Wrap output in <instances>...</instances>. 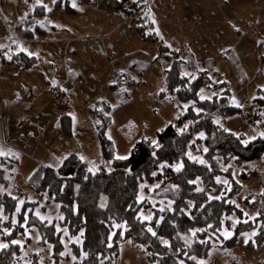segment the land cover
<instances>
[{"label": "rangeland", "instance_id": "1", "mask_svg": "<svg viewBox=\"0 0 264 264\" xmlns=\"http://www.w3.org/2000/svg\"><path fill=\"white\" fill-rule=\"evenodd\" d=\"M149 1L0 0V17L10 32L17 31L22 38L27 26L34 32V37L29 39L36 41H15L22 51L38 58L25 77L35 87L37 98L32 104L44 105L51 96L54 101L61 81L71 87L61 90L59 97L66 104L59 106V110L72 117L73 136L63 132L58 136L53 134L34 152L31 150L33 153L19 155L21 162L8 188L9 194L18 199L19 210L25 205V212L22 229L10 242L0 232V248L10 243L19 245L17 261H28L34 253L40 254L41 264H73L76 260L69 245L81 244L82 235H71L63 225L60 203L35 193L27 180L41 163L58 167L60 163L56 161L74 150L88 160L92 170L99 168L103 159L98 157L101 149L96 122L100 112L105 114L103 102L111 106V123L106 134L113 141L116 157H128L139 140L155 141L158 131L176 123L183 114L185 107L167 87L165 71L173 63V58L167 55L178 54L193 63L195 70L210 71V79L201 89L202 98L214 95L213 84L228 82L230 102L242 110L225 115L223 121L220 119L224 128L243 135L245 141L264 136V114L256 113L260 101H264V4L237 0L238 17L222 13L187 19L175 26H166V21L174 20L173 17L160 19V25L151 20L157 30L153 37L150 29L141 32L139 27L145 22L134 21L129 10L130 4H145L146 9ZM123 2L126 7L122 6ZM68 7L73 10L69 11ZM38 26L44 34L37 31ZM228 49L234 61L223 56ZM66 59L82 76L77 86L68 76ZM41 71L45 79L37 73ZM45 80L51 84L50 88L42 87ZM29 156L35 159L30 160ZM192 158L202 161L199 151ZM217 178L207 191L208 197L229 195L236 208L224 216L211 253L201 263L264 264V158L241 164L232 162ZM198 184L201 187L199 181ZM145 197L155 204L151 193L142 194L139 200ZM164 206L165 203L161 207ZM153 208H142L141 219L152 218ZM34 219L53 223L62 233L66 245L63 258L53 256L52 245L43 239ZM243 224L250 227L242 228ZM119 242L120 259L112 264H150L145 253L125 238L124 229Z\"/></svg>", "mask_w": 264, "mask_h": 264}, {"label": "trees", "instance_id": "2", "mask_svg": "<svg viewBox=\"0 0 264 264\" xmlns=\"http://www.w3.org/2000/svg\"><path fill=\"white\" fill-rule=\"evenodd\" d=\"M68 10L73 9L68 7ZM134 19L131 20L145 22L139 27L142 33L150 29L156 37L147 9L142 17ZM36 29L42 30L40 26ZM25 34L28 38L34 37L29 26ZM2 51L0 64L7 60L27 68L37 61V57L23 51L1 55ZM223 55L234 61L230 49ZM167 57L173 58L171 68L165 71L167 87L185 107L176 123L158 131L155 141H137L130 155L119 159L115 156L113 141L106 134L111 123V106L103 102L105 114L100 112V121L97 119L96 123L103 159L99 168L92 170L79 154L71 153L58 167L39 165L27 180L35 193L60 203L63 225L69 233L82 235L81 244L69 245L76 257L73 264L117 262L123 229L125 238L145 253L150 264H202L211 253L224 216L236 208L229 201V195L210 199L208 189L232 162L241 164L264 158V136L245 141L243 135L228 131L219 122L225 115L242 110L231 104L228 82L213 84L214 95L202 98L201 89L209 81L210 71L195 70L193 63L177 54ZM256 110L264 114L263 100ZM58 125L66 136L73 135L70 115H63ZM197 151L203 163L192 158ZM18 165V155L0 154V232L8 242L22 229L25 212V205L19 210L18 199L8 192ZM147 193L156 199L155 204L150 198L139 200ZM161 202L165 203L164 207ZM152 207L153 217L141 219L140 210ZM33 222L38 223L43 239L52 245L53 256L63 258L66 245L55 224L37 219ZM248 227L249 224L242 226ZM19 252V245L11 243L0 248V263L41 264L38 253L32 254L28 261H17Z\"/></svg>", "mask_w": 264, "mask_h": 264}, {"label": "crops", "instance_id": "3", "mask_svg": "<svg viewBox=\"0 0 264 264\" xmlns=\"http://www.w3.org/2000/svg\"><path fill=\"white\" fill-rule=\"evenodd\" d=\"M83 1L92 2V0ZM249 1H251L253 5L264 4V0ZM149 2L146 7L149 13V19L151 17L150 20L154 21L156 25H160V19L162 18L168 19L169 17H173L174 20L166 21V26H175L176 24L185 22L187 19H196L222 13L223 15L228 14L231 17H238L239 14H237V12H240L235 7L237 0H150ZM122 6L126 7L127 4L123 2ZM242 11L244 12L245 9ZM178 17L181 19L176 20L175 18ZM155 23L153 24V30L157 31ZM9 30L10 28L6 27L0 17V41L5 42H0V49L3 50L1 55H9L13 51H22V49L19 48V44L15 42L19 39L23 41H36V39H29L25 31L24 38H22L19 32H10ZM37 31L40 34L45 33L42 30ZM40 41L42 42L43 38L39 39V42ZM66 67L69 78L73 80L71 82H73L75 86L79 85L82 76L75 71L73 63L69 59H66ZM29 68L31 67L23 68L16 63L7 62V60H4V62L0 64V154L4 156L12 154L18 155L19 165L21 162V154L31 150L34 152L35 149L41 146L46 138L53 134L55 136H58L60 132L62 134L63 131L59 127L58 121L66 113L63 114L61 110H59V106L63 107L62 105L65 103L59 96H61L62 89H71L68 82L61 81L60 85H58L59 94L54 95V101H51L53 100L51 96L48 103L36 106L35 103L32 104L31 102L37 98L33 90L35 87L32 83L27 82L28 80H25ZM37 73L44 78V73L42 71ZM50 86L51 84L48 80H45L42 84L44 89L50 88ZM64 108L66 109L68 107L64 106ZM96 136L98 140L97 132ZM71 153L80 155L76 150ZM80 156L89 164L84 156ZM98 157H100V159L102 158L101 150H99ZM29 158L30 160L31 158L35 159L32 156H29ZM64 158L65 157L61 160L59 159L56 163L61 164Z\"/></svg>", "mask_w": 264, "mask_h": 264}, {"label": "built area", "instance_id": "4", "mask_svg": "<svg viewBox=\"0 0 264 264\" xmlns=\"http://www.w3.org/2000/svg\"><path fill=\"white\" fill-rule=\"evenodd\" d=\"M129 10L131 11V17L135 18L138 15H142L143 11H144V6H140V7H133L132 4L129 5ZM246 114L249 116L250 115V111L247 109L246 110ZM10 227V226H9Z\"/></svg>", "mask_w": 264, "mask_h": 264}, {"label": "snow or ice", "instance_id": "5", "mask_svg": "<svg viewBox=\"0 0 264 264\" xmlns=\"http://www.w3.org/2000/svg\"><path fill=\"white\" fill-rule=\"evenodd\" d=\"M119 159H126L127 157H118ZM201 163H203V161H201ZM181 166H177L176 170L179 171ZM217 180L219 181V178H217ZM225 183H227V181H225ZM199 191V189H198ZM217 199H219V197H217ZM149 231H152L151 228L149 229ZM153 235H155V233L153 232Z\"/></svg>", "mask_w": 264, "mask_h": 264}]
</instances>
